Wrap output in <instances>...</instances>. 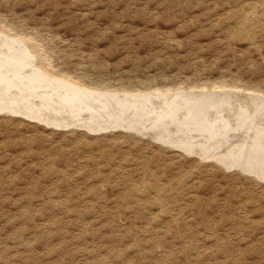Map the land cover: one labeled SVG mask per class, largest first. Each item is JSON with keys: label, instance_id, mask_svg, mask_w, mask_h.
Here are the masks:
<instances>
[{"label": "rangeland", "instance_id": "374dc122", "mask_svg": "<svg viewBox=\"0 0 264 264\" xmlns=\"http://www.w3.org/2000/svg\"><path fill=\"white\" fill-rule=\"evenodd\" d=\"M0 27L92 88L264 99V0H0ZM132 129L0 114V264H264V181Z\"/></svg>", "mask_w": 264, "mask_h": 264}, {"label": "bare ground", "instance_id": "6f19581e", "mask_svg": "<svg viewBox=\"0 0 264 264\" xmlns=\"http://www.w3.org/2000/svg\"><path fill=\"white\" fill-rule=\"evenodd\" d=\"M1 28L0 114L34 119L56 129L105 132L133 128L135 133L180 147L201 161L236 168L264 181V99L244 92L181 96L170 93L171 89L161 95L155 89L151 95L130 96L124 91L92 88L52 73L47 68L50 63L44 65V57L37 52L38 45L26 37L11 40ZM176 126L185 130L182 141L169 144L175 135L170 133L164 140L167 134L162 131ZM189 128L193 130L188 132ZM194 134L201 136L200 143L194 144L199 139Z\"/></svg>", "mask_w": 264, "mask_h": 264}]
</instances>
